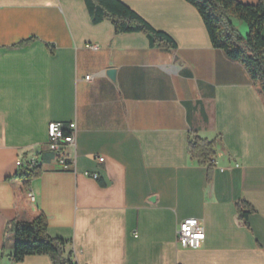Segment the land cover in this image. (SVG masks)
Masks as SVG:
<instances>
[{"label": "crops", "instance_id": "0c3cea01", "mask_svg": "<svg viewBox=\"0 0 264 264\" xmlns=\"http://www.w3.org/2000/svg\"><path fill=\"white\" fill-rule=\"evenodd\" d=\"M120 1L177 48L94 25L84 0H0V264H17L7 224L39 212L79 264H264V104L251 78L184 0ZM52 123L76 125L69 169L48 150ZM191 136L216 144L210 181ZM34 160L31 202L8 179ZM188 219L206 234L198 250L177 243Z\"/></svg>", "mask_w": 264, "mask_h": 264}, {"label": "trees", "instance_id": "16d2710c", "mask_svg": "<svg viewBox=\"0 0 264 264\" xmlns=\"http://www.w3.org/2000/svg\"><path fill=\"white\" fill-rule=\"evenodd\" d=\"M94 25L110 22L117 35L141 33L149 41L151 49L174 50V40L166 33L155 30L136 12L120 0H84ZM193 6L203 20L213 48L223 51L227 57L240 63L253 82V87L264 104V3L244 4L237 0H184ZM232 19L247 25L249 33L243 37L234 26ZM216 144L197 136L188 141L190 157L201 166L208 168V180H211L214 168ZM53 155V153H52ZM54 158V155H53ZM40 164V163H39ZM22 167L8 181L23 183L27 197L32 181L42 175L39 166ZM239 219L247 225L248 216L254 212L245 203L237 204ZM46 216L39 212L32 222L14 221L7 224L6 233L15 236L13 262L22 263L28 257L49 256L52 264H79L72 253H66L70 243L50 238Z\"/></svg>", "mask_w": 264, "mask_h": 264}, {"label": "built area", "instance_id": "2783aa9c", "mask_svg": "<svg viewBox=\"0 0 264 264\" xmlns=\"http://www.w3.org/2000/svg\"><path fill=\"white\" fill-rule=\"evenodd\" d=\"M89 79V78H87ZM76 125L68 126L63 124L52 123L49 130L48 150L53 153L54 160L64 169L73 167L74 162L67 155V149L74 143ZM99 162L103 163L104 159L99 158ZM39 166V162L34 160L31 167ZM98 179V175H92ZM28 199L31 202L35 201L33 194H28ZM206 240V234L197 219H188L181 222L177 230V243L180 247L189 250H198L202 248Z\"/></svg>", "mask_w": 264, "mask_h": 264}, {"label": "water", "instance_id": "95a60500", "mask_svg": "<svg viewBox=\"0 0 264 264\" xmlns=\"http://www.w3.org/2000/svg\"><path fill=\"white\" fill-rule=\"evenodd\" d=\"M106 74L112 81H115V79H116L115 70H108Z\"/></svg>", "mask_w": 264, "mask_h": 264}, {"label": "rangeland", "instance_id": "374dc122", "mask_svg": "<svg viewBox=\"0 0 264 264\" xmlns=\"http://www.w3.org/2000/svg\"><path fill=\"white\" fill-rule=\"evenodd\" d=\"M252 5V4H251ZM256 5V4H255ZM241 23V22H240ZM243 23V22H242ZM246 27H247V25L245 24V23H243ZM248 33H249V29H248V27H247V32L243 35V34H241L243 37H246L247 35H248Z\"/></svg>", "mask_w": 264, "mask_h": 264}]
</instances>
